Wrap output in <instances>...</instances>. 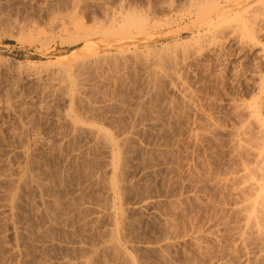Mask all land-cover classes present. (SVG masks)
I'll list each match as a JSON object with an SVG mask.
<instances>
[{"label": "rangeland", "instance_id": "obj_1", "mask_svg": "<svg viewBox=\"0 0 264 264\" xmlns=\"http://www.w3.org/2000/svg\"><path fill=\"white\" fill-rule=\"evenodd\" d=\"M238 1L249 8L245 14L230 12L222 18L224 24L221 19L207 30L199 26L198 14L208 9L201 0H0V264H58L72 257L69 249L77 242L93 244L97 251L108 237L112 227L106 219L84 226L92 218L85 208L102 206L105 198L101 186L92 183L105 172L104 151L93 149L86 133H72L61 124L75 91L46 96L33 75L50 61L68 65L121 52H137L143 61L114 73L99 71L96 84L86 81L94 83L95 95L86 91L71 106L80 123L103 129L115 141L128 139L121 152L127 225L120 244L137 264H264L263 239L249 230L240 237L247 191L238 192L256 175V157L248 151L255 132L252 127L243 151L228 136L248 121L241 105L263 100L264 0ZM119 15L127 19L114 27L109 19ZM123 30L129 37L117 44L115 34ZM89 44L97 47L96 53L83 47ZM145 69L163 76L151 92L146 91ZM76 80L74 84L80 82ZM143 99L146 113L142 106L139 111ZM26 160L43 183L40 197L53 210L49 212H54L50 201L57 198L63 205L59 215L67 213V222L49 224L43 209L23 196L14 209H4V195L13 190L7 178ZM46 230L52 241L44 239ZM165 239L173 242L166 249ZM53 240L64 247L61 254L49 251ZM91 255H86L94 260L90 264H112L107 254L104 259Z\"/></svg>", "mask_w": 264, "mask_h": 264}, {"label": "bare ground", "instance_id": "obj_2", "mask_svg": "<svg viewBox=\"0 0 264 264\" xmlns=\"http://www.w3.org/2000/svg\"><path fill=\"white\" fill-rule=\"evenodd\" d=\"M203 1H206L205 4H208L207 5V10L205 12V15L202 14V11L205 9H202L200 11V14H198V16H200V22L202 23V25H199L200 27L204 26V27H207L206 29L208 30V28H213L214 27V23L217 22V21H220L223 17H225L226 15H228L230 12L233 13V16H235L236 14H245L246 13V9H249L247 8L246 5L242 4V2L238 1V0H201V2ZM200 2V3H201ZM204 2L201 4L203 5ZM264 4V3H263ZM206 6V5H205ZM264 7V6H263ZM260 9V8H259ZM264 9V8H263ZM258 10V9H257ZM261 10V9H260ZM198 12V11H197ZM203 12V13H204ZM261 12V11H259ZM264 12V11H263ZM199 13V12H198ZM235 13V14H234ZM262 13V12H261ZM263 15V14H262ZM125 16V15H124ZM123 15H119V16H112L111 20L109 19V21H111V25L113 24L114 27L118 26V24H123V22L126 21L127 19V15L124 17ZM227 17V16H226ZM225 17V18H226ZM229 17V15H228ZM238 17V16H237ZM264 17V16H263ZM197 18V17H196ZM243 18V17H242ZM198 19V18H197ZM239 19V18H238ZM198 23L199 22V19L197 20ZM226 22V20H223L222 19V22ZM222 22H220L222 24ZM223 22V24H224ZM200 23V24H201ZM131 22L129 21L128 25H130ZM216 24V23H215ZM219 24V23H218ZM222 24V25H223ZM110 25V26H111ZM217 25V24H216ZM112 26V28H113ZM198 26V27H199ZM211 26V27H210ZM122 27V26H121ZM203 27V28H204ZM225 27V26H224ZM107 28H110V27H107ZM226 28V27H225ZM214 29V28H213ZM219 29V28H218ZM223 30V28H221ZM255 29V28H254ZM110 30V29H109ZM212 30V29H211ZM229 30V29H228ZM112 31V30H111ZM226 31H227V28H226ZM225 31V32H226ZM222 32V31H221ZM219 32V33H221ZM253 32V31H252ZM110 34H113L112 32H109ZM108 33V35H106L107 37L110 35ZM217 33V31L215 32ZM254 33V32H253ZM252 33V34H253ZM249 34V33H248ZM115 35H118L117 37L119 38L117 39V44L122 43V40H124L127 35L129 37V34H128V31H124L123 32H118L117 34ZM114 35V36H115ZM111 36V35H110ZM113 36V35H112ZM250 36V35H249ZM116 37V36H115ZM77 39V38H76ZM75 39V40H76ZM78 40V39H77ZM100 41V40H99ZM79 42V40H78ZM75 43V42H74ZM105 43V42H102V44ZM101 44V45H102ZM97 45V44H96ZM110 45V44H109ZM84 48L87 47V50L91 53V52H95L96 53V50H97V47L95 45H83ZM109 48H111L109 46ZM100 49V48H98ZM264 50V49H263ZM108 52V51H107ZM135 53V54H134ZM134 53H131V54H126V53H117L114 55H100V56H95V57H86V58H83V59H79V60H76L68 65H63L61 63H58L57 61H50L51 63H47L45 64L36 74L33 75L34 78H36L38 81H41V83H39L40 85H44V88H43V85H42V88L45 89L43 91H45L44 93L46 94V96H58V95H69L71 93H73L71 90H74L75 93L74 94H71L72 96V100L70 101L71 103H66V104H70V111H68L67 113H65V115H63V117L61 118L62 120V123L61 124H65L68 126L69 130L72 132V133H79V132H84L88 135L89 138H91L92 142H93V149H97L96 147L100 146L102 147L101 149L104 151V154H105V159H104V169H105V172H103V177H98L92 181L93 185L95 184L96 185H100L101 188H102V191H104L105 193V198H104V201L102 199L101 202L103 203L102 206H100L98 203V200L97 201V205H99L98 207H94V208H85V211L84 213L86 212V214L88 213L89 215H92V218H88L86 220V223L84 224V226H86L87 224H91L93 226V223L98 225V222H100V220H105L108 221L110 224H111V227L112 229L110 231H108V235L105 234V236H108L107 238L109 239L108 241H106V237L103 236V239L102 241L104 240V238H106L103 242H100V245L101 248H99V250L97 249V251H94L92 249V246H85L83 245L84 242H82V244L79 242H77L76 244H78L77 246H72L69 251L70 253L72 254L70 258L66 259V260H63L61 261V263H58V264H90L91 262H93L94 260L91 261V259H88L86 258V255L88 256V254H93L94 255V259L98 256L97 253L101 254V257L102 255L104 254H107L105 257L107 256H110V259H111V262L112 264H137L135 262V259L132 258V256L128 253L127 251V248L124 246V245H121L120 242H119V236L121 235V233H123V225L124 223H126L124 220L125 219V213L126 211L122 208V204L121 202H123V200L121 199L123 195H121L123 191V187L121 186L122 183H121V175H122V169H123V166L122 165V156H121V152H124V150H126V148L123 150V145L127 144L125 143L126 140L128 141V139H124L122 138L123 140L120 139V141H115L114 138H112L106 131H104L103 129L99 128V127H96V126H93V125H84L82 124V122L80 123L79 120L80 118H76V111L73 112V109H71V106L73 107V100H77L80 98V95L82 97L83 94H85L86 91H89L91 92L92 94L95 95V93H93L94 91V88L92 87L94 85H87L86 81H89L91 80V82H95L96 84V81L94 80H97L96 77L99 75L98 73L101 74V72L99 71H102L104 68L106 69H109L112 73L116 72V71H120L121 69H124L125 67H127L128 65L130 66V63L131 62H136L138 61L140 58L141 61H143L142 59V56L140 55H137L138 53L137 52H134ZM137 53V54H136ZM160 53V52H159ZM109 54V53H108ZM150 54V53H149ZM153 54V53H152ZM151 54V55H152ZM156 54V53H155ZM99 55V54H98ZM159 55V54H158ZM158 57V56H157ZM156 57V58H157ZM263 57H264V52H263ZM148 58V57H147ZM146 58V59H147ZM155 58V59H156ZM159 59H161V57L159 56L158 57ZM145 59V58H144ZM163 60V59H161ZM171 60V59H170ZM165 61V60H163ZM154 62V61H153ZM160 62V60H159ZM170 61H168L167 63H169ZM174 61H172L171 63H173ZM162 64H164L163 62H161ZM161 63L159 65H161ZM176 63V62H174ZM173 63V65H175ZM135 63H133L134 65ZM148 64V63H147ZM146 64V66H147ZM132 65V64H131ZM169 65H172V64H169ZM174 67V66H173ZM129 68V67H128ZM147 69V67H146ZM145 69V70H146ZM149 69V68H148ZM155 72V71H154ZM32 73V72H31ZM146 91L148 90H155L154 87L156 86V83L161 80L160 77L162 76H158V74L156 73H153L152 71L150 70H146ZM163 77V76H162ZM30 78H32L30 76ZM73 78L76 80L80 79V84H74L73 82L75 80H73ZM90 79V80H89ZM76 80V81H77ZM93 80V81H92ZM179 80V79H177ZM37 82V81H36ZM88 82V83H89ZM98 82V81H97ZM159 83V82H158ZM72 84H74V87L72 88ZM92 84V83H91ZM39 86V85H38ZM88 86V87H87ZM72 88V89H71ZM159 89V88H158ZM150 90V92H151ZM261 92H260V95L261 97L263 98L264 100V90L260 89ZM42 91V92H43ZM95 92V91H94ZM147 93V92H145ZM153 93V92H152ZM87 94V93H86ZM85 94V95H86ZM148 94V93H147ZM147 94L145 95V98L147 96ZM150 94V93H149ZM63 95V96H64ZM54 96V97H56ZM93 96V95H92ZM151 96V95H150ZM143 97V95H142ZM260 97V98H261ZM149 98V97H147ZM81 100V98L79 99ZM79 100H77L78 102H80ZM261 100V99H260ZM263 100H261V103L259 101L257 102H253V104H249L248 106L246 105H241V109L244 110V112L247 114V117H248V121H246V124H244L243 127H241L240 129L236 130L235 132H231V133H228V136L232 138L233 142L235 143V146H237V148L239 150H242L246 148L245 144H249L248 141L250 138H249V132H251L250 130L254 129V132H255V137L253 139H256V140H253L254 141V144L251 143V145L249 146L250 148H248V151L252 150L251 153H254L253 156H255L254 158L256 159V175L253 177L252 174L254 173H250L249 175H252V178L250 176V180H248V182L246 183V185H243L241 188H240V191L238 192V194L240 195H244L243 193L246 192V197H243V201H242V209H240V213L242 214V218H243V221H244V228L242 230V233L240 234V237H241V240L243 237H245L246 232L249 231H252V233L250 234L252 236L253 235H256V236H253V237H257L259 240L260 239H263L264 241V119L262 118V114H261V109L263 108V104L262 102H264ZM76 101V102H77ZM89 101V100H88ZM148 101V100H147ZM144 99L143 101L141 102V105L139 106V111L142 112L141 110V106L143 107L144 106ZM72 104V105H71ZM81 104V103H79ZM83 104V103H82ZM88 104V103H87ZM86 104V105H87ZM116 104V103H115ZM114 104V105H115ZM143 104V105H142ZM91 105V103H90ZM88 104V106H90ZM96 105V104H95ZM82 106V105H81ZM88 106H85L88 108ZM92 107V106H91ZM145 107V106H144ZM143 107V110L145 109ZM147 107H149V104L147 105ZM146 107V111L148 110ZM116 108V107H114ZM84 109V108H83ZM97 110V109H95ZM95 110L93 112H95ZM103 110V109H102ZM151 110V109H150ZM88 111V110H87ZM93 112H90V113H93ZM136 112V111H135ZM148 112V111H147ZM75 113V114H74ZM97 113V112H96ZM143 113H146L145 110ZM98 114V113H97ZM23 115V114H22ZM96 115V114H95ZM141 117L144 115L140 114ZM139 115V116H140ZM148 114H146L147 116ZM138 116V114H137ZM145 116V115H144ZM79 117V116H78ZM144 118V117H143ZM82 119V118H81ZM140 119V118H139ZM141 120V119H140ZM139 120V121H140ZM143 120V119H142ZM81 121V120H80ZM95 125V124H94ZM134 127V126H133ZM144 127V126H143ZM148 127V126H147ZM138 129V128H137ZM143 131V130H142ZM120 132V131H119ZM123 133V132H122ZM226 133V132H225ZM252 136V135H250ZM126 138V137H125ZM128 138V136H127ZM118 140V139H117ZM36 141V140H35ZM245 143V144H244ZM33 145V144H32ZM131 145V144H129ZM128 146V145H127ZM126 146V147H127ZM123 147V148H122ZM122 148V149H121ZM92 149V148H91ZM237 149V150H238ZM99 150V149H98ZM127 150H130V149H127ZM247 150V149H245ZM244 150V151H245ZM95 152V151H93ZM101 152V150H100ZM98 153V152H97ZM242 153V152H241ZM123 155V154H122ZM126 155V154H125ZM25 156V155H24ZM97 156V155H96ZM103 157V156H102ZM122 157V158H121ZM146 157V156H145ZM28 159V158H27ZM27 162H29L28 160H26L25 162V165L24 167L20 168L19 170H16V172L14 173V175H10V172L8 175H10L7 179H8V183L9 185L11 186V188H13L14 192L11 193L12 191H10V194L7 193V195L5 194V198L3 199L5 202V204L3 205L4 206V209H8L9 211L12 210V208L15 206L14 204L16 203V200H18V198L21 196H23V199L26 197L28 198L27 201L30 202L31 206L32 207H35V208H42L40 209V211L42 210L43 214H45L44 216L46 217L47 219V222L48 220L49 221H56V220H61L63 221L65 218H63L64 216L66 217L67 213H65V215L62 217V215H59L60 214V211H61V208L59 205V203L57 202V198L55 200H51L49 205L51 204L53 206V209H54V212H49V211H53L52 209H50L47 205H45V201L41 199V192H42V189H43V186H41L42 184H40V179H38V175L37 176H34L35 174L32 173L30 170L32 168L29 167V164H31V162L28 164ZM102 162V161H101ZM33 164V163H32ZM124 164V163H123ZM31 166V165H30ZM97 166V165H96ZM99 166V165H98ZM33 167V165H32ZM125 167V166H124ZM43 170V169H42ZM41 170V171H42ZM6 171V170H5ZM13 173V172H12ZM60 173V172H59ZM34 174V175H33ZM37 174V173H36ZM125 174V173H124ZM248 174V173H246ZM249 175H246V176H249ZM16 177V178H13ZM52 176V175H51ZM56 176V175H55ZM95 176V175H94ZM4 177V176H3ZM245 177V176H244ZM6 178V177H5ZM58 178V177H57ZM53 179V178H52ZM59 179V178H58ZM123 179V178H122ZM4 180V179H3ZM39 180V181H38ZM62 180V179H61ZM59 181V180H57ZM60 183V182H59ZM125 183V182H124ZM123 183V184H124ZM245 183V182H244ZM91 184V183H90ZM9 186V188H10ZM146 186V185H145ZM45 187V185H44ZM97 187V186H96ZM91 189V188H90ZM126 189V188H125ZM124 189V190H125ZM45 190V188H44ZM43 190V191H44ZM45 192V191H44ZM140 192V190H139ZM56 193V192H54ZM53 193V194H54ZM103 193V192H102ZM137 193V192H136ZM142 193V192H141ZM248 193V194H247ZM43 194V192H42ZM48 194V193H47ZM56 194H54L55 196ZM43 196V195H42ZM59 196V194H58ZM19 198V200H20ZM26 198L24 199L26 201ZM43 198V197H42ZM55 198V197H53ZM22 199V200H23ZM241 199V198H240ZM57 200V201H56ZM61 200V199H60ZM79 200V199H78ZM122 200V201H121ZM26 201V202H27ZM18 202V201H17ZM60 202V201H59ZM143 202V201H142ZM28 203V202H27ZM48 203V202H47ZM66 203V202H65ZM29 204V203H28ZM82 204V203H81ZM95 204V203H94ZM159 204V203H158ZM156 204V205H158ZM19 205V204H18ZM77 205V204H76ZM152 205V204H151ZM2 206V208H3ZM17 206V205H16ZM20 206V205H19ZM30 206V207H31ZM47 206V208L45 207ZM57 206L60 208V210L58 211L57 209ZM63 206V205H62ZM61 206V207H62ZM69 206V204H68ZM67 206V207H68ZM85 206V205H84ZM90 206V205H89ZM147 206V204L145 205ZM150 206V203L149 205L147 206V208ZM31 209H34L35 208H32ZM51 207V206H50ZM71 207V206H69ZM75 207V205H74ZM16 208V207H15ZM52 208V207H51ZM14 209V208H13ZM46 209H49L48 210V213H47V210ZM69 209V208H68ZM30 210V209H29ZM33 210V211H34ZM58 211V213H56V211ZM61 212V213H62ZM131 212V211H130ZM30 213V212H29ZM41 213V212H40ZM50 213V214H49ZM71 213V212H70ZM83 213V214H84ZM70 215V214H69ZM88 216V215H87ZM44 217V218H45ZM70 217V216H69ZM80 217V215H79ZM86 217V216H85ZM127 217V216H126ZM72 218V216H71ZM83 215H82V219H83ZM68 219V218H67ZM66 219V220H67ZM73 219V218H72ZM86 219V218H85ZM84 219V220H85ZM8 220V219H7ZM29 220V219H28ZM76 220V219H75ZM77 220L78 217H77ZM65 221V220H64ZM68 221V220H67ZM65 221V222H67ZM77 222V221H76ZM80 221H78L79 223ZM167 222V221H166ZM49 223V222H48ZM61 223V222H60ZM82 223V221H81ZM50 224V223H49ZM66 224V223H65ZM46 225V224H45ZM68 225V224H66ZM83 225V223H82ZM90 225V226H91ZM127 225V223H126ZM132 225V224H131ZM167 225V224H166ZM18 227V226H17ZM73 227V226H72ZM88 228V227H87ZM95 228V227H94ZM134 228V227H133ZM168 228V227H167ZM35 229V228H34ZM83 229V228H82ZM86 229V228H85ZM90 229V228H89ZM48 230V229H47ZM45 231V235L43 237H45L44 239L46 238H49L48 240L52 241L51 237L52 235L49 233V231ZM81 230V228L79 229ZM73 231V230H72ZM92 231V230H91ZM97 231V230H96ZM74 232V231H73ZM77 232V231H76ZM90 232V231H89ZM105 232V231H104ZM44 233V231H43ZM81 233V231H80ZM99 233V232H98ZM106 233V232H105ZM26 234V233H25ZM41 234V233H40ZM83 234V232H82ZM171 234V233H170ZM249 234V232H248ZM16 235H18V233H16ZM90 235V234H89ZM103 235V234H102ZM249 235V236H250ZM75 236V235H74ZM77 236V235H76ZM128 236V235H127ZM248 236V235H247ZM246 236V237H247ZM18 237V236H17ZM51 237V238H50ZM169 237V236H168ZM239 237V239H240ZM41 238V237H40ZM70 238V237H69ZM75 238V237H74ZM194 238V237H193ZM19 239V238H18ZM21 239V238H20ZM29 239V238H28ZM54 239V238H53ZM81 239V238H80ZM84 239V238H83ZM101 239V238H100ZM195 239H197L195 237ZM193 240L196 242V240ZM256 239V238H255ZM30 240V239H29ZM131 240V239H130ZM170 240V238H169ZM167 239H165L164 241H168L166 244L163 245V247L165 246V249L166 247H171L173 242L169 241ZM172 240V239H171ZM246 240V238H245ZM257 240V239H256ZM73 241V240H72ZM89 241V240H88ZM94 241V240H93ZM100 241V240H99ZM173 241V240H172ZM56 242V241H55ZM54 240L53 242L49 243L50 246H49V251H53V252H60L62 251L64 247L60 246L58 243L59 242H56L55 243ZM175 242V241H174ZM244 242V241H243ZM103 243V244H101ZM87 245V244H86ZM23 246V245H22ZM62 247V248H61ZM91 247V248H90ZM128 247V246H127ZM93 248H95L93 246ZM134 249V248H133ZM137 249V248H136ZM160 249V248H159ZM171 249V248H170ZM201 249V248H199ZM45 250V249H44ZM67 250V249H66ZM65 250V251H66ZM148 250V249H147ZM164 250V248H163ZM26 251V250H25ZM46 251V250H45ZM44 251V253H45ZM48 251V250H47ZM162 251V250H161ZM167 251V250H166ZM63 252V251H62ZM60 252V254L62 253ZM133 252V251H132ZM160 252V251H159ZM12 253V252H11ZM52 253V252H51ZM68 253V251H67ZM34 254V253H33ZM56 254V253H55ZM25 255V254H24ZM46 255V254H45ZM66 255V254H65ZM63 256V255H62ZM166 256V255H165ZM47 257V255H46ZM45 257V258H46ZM65 257V256H64ZM90 257V256H89ZM100 257V258H101ZM104 257V256H103ZM102 257V258H103ZM263 257V256H261ZM44 258V259H45ZM49 258V257H48ZM63 258V257H62ZM64 259V258H63ZM97 259V258H96ZM104 259V258H103ZM102 259V260H103ZM107 260V259H105ZM36 261V260H35ZM96 261V260H95ZM100 261V259H99ZM41 262V261H40ZM105 262V261H103ZM109 262V263H111ZM39 263V262H38ZM44 263V262H43ZM42 263V264H43ZM96 262H94L95 264ZM165 263V262H164ZM25 264V263H24ZM100 264V263H99Z\"/></svg>", "mask_w": 264, "mask_h": 264}]
</instances>
